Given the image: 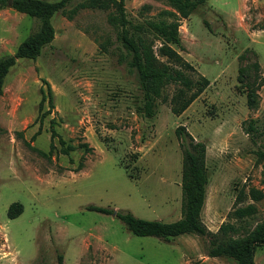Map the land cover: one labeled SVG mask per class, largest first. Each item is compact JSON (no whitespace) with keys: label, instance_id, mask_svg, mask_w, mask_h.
<instances>
[{"label":"rangeland","instance_id":"374dc122","mask_svg":"<svg viewBox=\"0 0 264 264\" xmlns=\"http://www.w3.org/2000/svg\"><path fill=\"white\" fill-rule=\"evenodd\" d=\"M124 4L134 24L177 20L180 44L172 46L193 66L191 78L203 75L210 83L179 115L168 102L177 86L169 84L167 100L158 99L155 115L145 117L137 73L126 63L118 28L108 21L111 10L82 8L71 19L54 13L52 41L35 59H17L0 94V264H236L208 256L207 236L164 241L134 235L115 215L87 206L178 219V125L206 146L200 215L209 230L227 219L240 188L264 193V160L255 163V151L264 149V83L256 90L257 108L246 105L247 90L264 80V0H207L186 19L165 0ZM39 24L10 6L0 8V58ZM149 41L154 51L160 45L154 36ZM42 80L52 92L49 111L46 99L38 107L42 89L46 93ZM250 119L257 120L256 129L247 133ZM68 144L73 149L63 153ZM12 202L23 209L9 218ZM249 202L256 207L247 221L252 227L264 220V196L240 205ZM254 263L264 264V244Z\"/></svg>","mask_w":264,"mask_h":264},{"label":"trees","instance_id":"16d2710c","mask_svg":"<svg viewBox=\"0 0 264 264\" xmlns=\"http://www.w3.org/2000/svg\"><path fill=\"white\" fill-rule=\"evenodd\" d=\"M71 0H0V8L10 6L17 12L26 14L39 20L36 31L25 37L16 47L13 53L0 58V94L4 78L17 59H35L41 48L52 41L54 28L51 17L60 12L68 19L72 18L79 9L91 8L111 10L108 21L118 28L117 39L125 48V60L128 66L137 73V78L142 91L143 103L140 112L145 117H152L156 113L157 100L166 101L163 94L169 84H175L173 94L168 99L171 112L175 115L182 113L189 104L194 101L208 87L210 81L203 75L191 78L187 71H192L193 66L186 61L172 45L180 44L178 32L179 23L176 21H146L144 23H132L126 17L125 0H80L68 9ZM179 14L186 19L199 6L207 0H165ZM207 24L206 21H204ZM149 36L160 40V45L154 51L149 41ZM164 58V60L160 59ZM254 68L259 70V64L254 63ZM242 68L238 69L239 75ZM261 82L256 89L247 90L246 105L249 109H256L259 103V95L256 90L264 83ZM46 86L39 102V110L42 103L47 100L48 110L52 109V92L49 83L42 80ZM46 94V96H45ZM42 117V114L40 115ZM257 120L250 119L243 127L245 132L256 129ZM51 122V135L56 132ZM182 155L181 161V204L180 217L176 220L164 222L161 220H148L133 215L128 210H113L112 208L88 205L87 209L113 214L120 219L126 229L140 236H153L168 241L169 238L182 234H196L207 236L205 249L210 257L224 256L231 258L236 264H255L254 253L264 244V220L249 227L247 221L256 213L253 203L240 205L245 199L259 200L264 193L254 187L247 190L240 188L235 195L232 209L227 214V219L222 221L215 231L209 230L201 220V210L205 200V189L208 183V170L206 166V146L204 142L196 140L184 125L176 126L174 130ZM60 143L63 141L59 139ZM73 149L68 144L62 147V152L67 153ZM255 163L264 160V149L255 151ZM22 204L12 202L9 204L7 214L14 218L22 212ZM232 219V220H231ZM238 222V223H237ZM242 230V232H240Z\"/></svg>","mask_w":264,"mask_h":264},{"label":"water","instance_id":"95a60500","mask_svg":"<svg viewBox=\"0 0 264 264\" xmlns=\"http://www.w3.org/2000/svg\"><path fill=\"white\" fill-rule=\"evenodd\" d=\"M8 3H9V5H10V4H11V0H9V2H8ZM113 215H114V213H113Z\"/></svg>","mask_w":264,"mask_h":264}]
</instances>
